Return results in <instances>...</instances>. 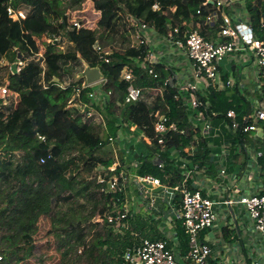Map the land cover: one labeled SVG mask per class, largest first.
Returning <instances> with one entry per match:
<instances>
[{
	"label": "trees",
	"instance_id": "1",
	"mask_svg": "<svg viewBox=\"0 0 264 264\" xmlns=\"http://www.w3.org/2000/svg\"><path fill=\"white\" fill-rule=\"evenodd\" d=\"M85 2L99 11L97 27L69 29L65 13L80 8ZM204 2L0 0V85L8 78L13 91L4 102L0 100V153L4 155L0 160V206H4V214L0 216V264H20L26 259L24 250L36 241L68 231H82L86 224L92 227V237L88 240L86 232H78L69 241L64 253L58 255L59 260L67 264H113L119 260L125 247L131 245L129 232L123 236L114 235L105 221L91 222L96 215L102 218L106 210L99 207L102 195L91 177L98 165L111 164L112 148L107 139L117 138L123 122L136 126L139 133L134 132L135 139L141 132L151 136L150 112L160 107L166 113L160 99L147 93L134 104H123L128 84L120 79L121 70L124 67L132 69L136 77L134 84L144 88L160 87L172 70H164L159 63L153 66L158 75L156 79L142 74L134 59L143 57L147 47L130 46L127 32L130 33L131 29L126 15L164 35L173 27H180L183 31V23L191 18L195 8L200 7L203 14L213 9L211 3ZM154 4L157 10L152 8ZM263 7L264 0H245L249 19L254 23L259 21ZM8 8L14 12L22 11L24 18L9 17ZM40 33L59 39L56 43H42L41 55L34 38ZM200 34L209 39L213 33L208 26L201 24ZM95 43L101 51H108V63L99 58L93 48ZM61 44H64L63 49H57ZM17 57L23 65L18 73L12 74L10 65ZM86 68H97L105 78V83L100 85V99L89 97L96 87H86L80 89L78 97L73 99L75 105L69 107L74 89L81 87L82 73ZM174 93L175 89L168 83L164 97L169 107V121L177 123L187 136L172 135V141H166V147L180 149L190 145L193 133L187 125V116L182 110H176L172 99ZM262 93L260 97H264V87ZM205 101L218 113L234 109L237 117L249 112L252 107L235 88L222 92L209 89ZM88 103L99 116L85 117L87 109L82 110L81 106ZM153 152L151 147L140 142L137 154L126 156L120 151L119 158L121 162L125 159L131 161L136 155L137 175H151L163 183L176 184L180 179L179 164L166 162L167 168L171 167L170 171L158 169L152 161ZM239 152L243 153V150L240 148ZM210 153L205 145L198 144L193 155L186 156L181 152V156L188 160V169L197 165L210 175L213 171ZM25 159L32 160L36 169L24 172ZM66 173L72 176L67 177ZM14 176L19 178L16 185H11L10 180ZM13 192L14 196H9ZM70 202H75L78 208L75 213L69 214V220L67 218L61 224L60 208ZM149 223L152 222L142 221L139 215L130 219L133 231L151 240L161 239L163 236L155 230L156 225ZM179 223L175 236L184 255L188 252V236ZM41 225H44V230ZM77 248L81 250L79 255L76 254Z\"/></svg>",
	"mask_w": 264,
	"mask_h": 264
},
{
	"label": "built area",
	"instance_id": "2",
	"mask_svg": "<svg viewBox=\"0 0 264 264\" xmlns=\"http://www.w3.org/2000/svg\"><path fill=\"white\" fill-rule=\"evenodd\" d=\"M204 1L203 4L211 3L214 6L213 9L203 14L200 7L195 8L191 18L183 23V31L180 30V27H173L162 35V39L167 44L176 46L185 53L190 62L191 77L189 81H179L172 71L171 75L169 73L162 81L160 87L144 88L134 84L136 77L132 69L124 67L120 72V79L128 84L123 96V104H134L144 93H147L160 99L166 113L162 112L160 107L150 112L151 136L141 132L135 139L133 135L137 130L136 126L128 121L123 122L120 131L117 132V138L109 137L107 139V143L113 151L111 164L109 166L98 165L91 177L95 179V183L99 186V194L102 195L99 201L101 208L106 209L102 218L98 216L97 222L105 221L114 235L123 236L129 232L133 238L131 245L125 247L119 260L113 264H178L175 253L168 245L169 239L151 240L147 237H138L133 232L130 219L136 214V194L143 197V206L154 214V220L161 219L163 223H169L173 218L180 222L184 233L188 236L186 260L190 264H218L212 259L209 245L200 240V233L210 228L217 219L214 210L217 202L211 197L203 195L200 189L190 188L187 184L189 171L197 170V168L202 172L206 171L197 165L191 169L187 168L186 161L188 160L181 156V152L184 153L186 147L180 149L175 146L166 147V141H172V135L187 136L186 131L179 129L177 123L169 121V107L164 97V90L170 81H172L171 87L175 89L172 99L176 104V110H182L187 116V125L193 133L188 147L194 148L198 144L205 145L211 151L209 161L218 167L220 176L226 174L224 163L227 164L231 157L223 150L224 141L219 145V152L213 154L214 148L210 144V139L222 137L225 133L236 135L242 144L243 152L248 154V147L245 144V137L248 136L255 142V151L251 155V160L258 164V161L264 157V97H260L264 87V7L260 10L259 21L254 23L244 17L243 12H241L242 9H246L245 0ZM152 8L158 9L156 4ZM77 13L76 19H71L69 11L65 13L69 29L96 28L93 27L96 24L93 26L90 24L95 23L100 14L89 2L82 4ZM7 14L13 19L24 18L22 11L14 12L11 8L7 9ZM126 22L131 29L130 46L147 47L143 57L138 56L134 59L135 65L143 75L156 79L158 75L153 70V66L159 63L156 62V55L149 50L148 41L144 34L146 30L156 31L128 14L126 15ZM201 24L208 26L212 31L213 34L209 39L200 34ZM51 41L57 42L58 37L46 35L45 42L50 43ZM93 48L98 52L99 58L108 63L106 57L108 51H101L97 43ZM62 49L60 47V50ZM234 53H245L250 57L259 83L257 90L259 97L254 99L250 112L240 117H237L234 109L218 113L205 101L209 89L215 92L234 89L233 77L229 74L224 76L222 64L226 57H232ZM4 64L6 65V63ZM22 65V60L19 57L15 58L12 74L18 73ZM163 68L167 71L172 70L170 67L165 68L164 65ZM103 83H105V78L101 74L93 84H87L83 77L81 87L74 89V94L68 102L69 107L75 105L74 97H78L80 89L86 87H96L93 92L89 93V97L95 99L100 91V85ZM10 84V79H8L3 85H0V100L3 102L13 92L10 89ZM83 108L87 109L86 118L99 116L90 103L82 105L81 109L83 110ZM40 140L44 141V138L40 137ZM140 142L154 150L152 161L158 169L170 171L171 167L167 168L166 162L179 164L177 170L180 179L176 184L163 183L161 179L151 175L141 176L132 173L130 169L138 166V160L134 159L128 164L121 163L119 152L123 151L126 156L133 154L136 151L134 144ZM168 150L170 151L168 152ZM234 153L237 152L234 151ZM40 163H43V160H40ZM126 195L131 199H127ZM177 196L180 198V204L174 217L172 215L161 217L163 213H160L157 208V201H163L170 208ZM221 203L225 206L231 204L243 206L256 232L264 236V194L238 196L234 200L226 199ZM0 261H2L1 254Z\"/></svg>",
	"mask_w": 264,
	"mask_h": 264
},
{
	"label": "crops",
	"instance_id": "3",
	"mask_svg": "<svg viewBox=\"0 0 264 264\" xmlns=\"http://www.w3.org/2000/svg\"><path fill=\"white\" fill-rule=\"evenodd\" d=\"M241 12H243L244 17L249 19L250 15L246 9H242ZM144 34L148 41L149 50L157 57L156 62L164 65L165 68L170 67L179 81H189L191 77L190 62L185 53L180 48L167 44L162 39V35L152 30H146ZM247 62L249 66H246L245 63ZM222 64L224 66V76L232 75L234 88L252 106L254 99L259 97L257 95L259 83L250 57L245 53H234L232 57H226ZM98 96L99 93H97L96 99ZM245 140L248 154L239 152L240 148L242 150L243 148L236 135L225 133L222 137H215L214 140H209L214 148L213 154L219 152V145L222 141H224L222 145L224 152L230 154L231 160L227 164L224 163L226 167L224 176L219 175L218 167L212 161H210V164L213 166V171L210 175L207 172L198 170V168L197 170L189 171L187 182L189 187L200 189L203 195L209 196L217 202L214 207L217 219L210 228L200 233V240L209 245L212 259L218 264H264V236L256 232L243 206L238 204L225 206L221 203L226 199L234 200L238 196L264 194V157L258 161V164L254 163L251 160V155L255 151V142L248 136L245 137ZM195 148L196 146L194 148L187 146L184 148V153L191 156L194 154ZM234 151L237 153H234ZM240 153L241 155H239ZM3 158L4 155L0 153V160ZM241 160H243L242 165ZM129 162L125 159L121 163L128 164ZM80 166H82L81 163ZM137 167L130 169V171L137 174ZM34 169H36V164L32 160H23L24 172H30ZM70 176H72L71 173ZM18 178L19 176H14L10 180L11 185H16ZM9 196H14V192L10 193ZM135 197L137 199V204L135 205L137 216L139 215L142 221L145 220L146 222H152L150 224L154 226L156 225L155 230L163 236L161 239L170 240L168 245L175 253L178 264H190L186 260V254H182L183 250L180 241L175 236L179 221L172 218L169 223H163L161 219L158 223H154V214L144 208L143 197L138 194ZM179 200L180 198L177 196L170 208L163 201H157V208L160 213H163L161 217L171 215L174 217V214L179 209ZM3 214L4 206L2 205L0 206V216ZM133 232L140 237L138 232Z\"/></svg>",
	"mask_w": 264,
	"mask_h": 264
},
{
	"label": "rangeland",
	"instance_id": "4",
	"mask_svg": "<svg viewBox=\"0 0 264 264\" xmlns=\"http://www.w3.org/2000/svg\"><path fill=\"white\" fill-rule=\"evenodd\" d=\"M88 7H87V11H88ZM80 8H74V9L68 10L71 19L77 18V16H78L77 11L80 10ZM99 18H100V16H99ZM98 20L99 19H97L95 21V23L92 22L90 25L93 26L96 24V26H93V27H97ZM127 34H128V38L130 39V33L127 32ZM34 38H35L36 43L38 45V51L41 52L43 50L42 43L45 42L46 34L45 33L36 34L34 36ZM53 43H56V42L54 41ZM63 45L64 44L58 45L57 49H60V47L63 48L64 47ZM245 64H246V66H249L248 62ZM12 65H13V63L10 66H12ZM5 81H8V78H6L4 80V82ZM136 133H139V131L136 130ZM139 144L140 143L134 144L136 154H137V148H138ZM135 156L133 157L132 160H134V159L138 160L137 158H135ZM111 157H113V151H112ZM66 175H67V177H69L70 173H66ZM129 196H131V195L129 194ZM129 196L126 195V198L131 199ZM80 203H82V202H80ZM99 207L101 208L100 203H99ZM77 208L78 207H77V204L75 202H70V204H68V205H62L60 208V211L62 213V215H61L62 217L60 218L61 222H59V223L62 224L64 222H66L67 218L69 220V214L75 213ZM135 216H137V214L134 215V219H135ZM97 220H98V216L96 215L94 217L93 221H91V222L96 223ZM159 221L160 220H154V223H158ZM72 223H73V225L75 224L74 221ZM150 225H152V224H150ZM91 228L92 227L90 226V224H86L84 229H82L83 232H86L88 234V237H87L88 240L92 237V230H90ZM41 229L44 230V225H41ZM75 231H68L63 235H55L52 238H48L47 240H40L39 242L36 241V243H34V245H32L30 248L24 250L26 253V259L23 262H21L20 264H67L66 261L59 260L58 255L64 253V251L66 250V247L69 244V241H71L72 238L78 232H82V231H76V232ZM40 236H42V234ZM139 236L140 237H146V236H143L142 234H139ZM79 250H80V248H77V253H76L77 255L80 254L81 250L80 251Z\"/></svg>",
	"mask_w": 264,
	"mask_h": 264
},
{
	"label": "water",
	"instance_id": "5",
	"mask_svg": "<svg viewBox=\"0 0 264 264\" xmlns=\"http://www.w3.org/2000/svg\"><path fill=\"white\" fill-rule=\"evenodd\" d=\"M11 70H12V72L14 71L13 65L11 66ZM82 74H83L87 84H93L100 77V72L97 68H86ZM171 83H172V81H170V85H171Z\"/></svg>",
	"mask_w": 264,
	"mask_h": 264
}]
</instances>
